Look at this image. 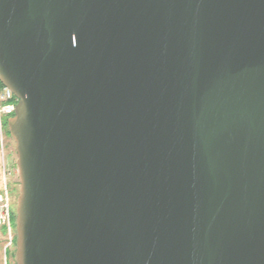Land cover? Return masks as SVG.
<instances>
[{
	"label": "water",
	"instance_id": "1",
	"mask_svg": "<svg viewBox=\"0 0 264 264\" xmlns=\"http://www.w3.org/2000/svg\"><path fill=\"white\" fill-rule=\"evenodd\" d=\"M16 264H264V0H0Z\"/></svg>",
	"mask_w": 264,
	"mask_h": 264
},
{
	"label": "built area",
	"instance_id": "2",
	"mask_svg": "<svg viewBox=\"0 0 264 264\" xmlns=\"http://www.w3.org/2000/svg\"><path fill=\"white\" fill-rule=\"evenodd\" d=\"M18 102L17 97L12 90L7 86L0 85V145H1V188H0V226L5 227L7 232L12 237L13 232V217H12V170L5 157L4 151V135L5 126L4 118L11 116L16 109Z\"/></svg>",
	"mask_w": 264,
	"mask_h": 264
},
{
	"label": "rangeland",
	"instance_id": "3",
	"mask_svg": "<svg viewBox=\"0 0 264 264\" xmlns=\"http://www.w3.org/2000/svg\"><path fill=\"white\" fill-rule=\"evenodd\" d=\"M10 116H6L4 119H8ZM5 135H4V151L5 157H11L9 160V165L12 170V211L15 212L16 219V207L18 196L20 194V177H19V169L17 166V152L15 148V140L13 139L11 134H8L7 127H5ZM1 145H0V165H1ZM0 188H1V179H0ZM13 232L12 237L10 238L9 233L7 232L5 227L0 226V264H16L15 262V251H16V228H15V220L13 222Z\"/></svg>",
	"mask_w": 264,
	"mask_h": 264
},
{
	"label": "trees",
	"instance_id": "4",
	"mask_svg": "<svg viewBox=\"0 0 264 264\" xmlns=\"http://www.w3.org/2000/svg\"><path fill=\"white\" fill-rule=\"evenodd\" d=\"M0 85H3V84L0 82ZM4 126L7 127V132H8V134H10L7 119L4 120ZM12 217H13V222H14V220H15V212L14 211H12Z\"/></svg>",
	"mask_w": 264,
	"mask_h": 264
},
{
	"label": "crops",
	"instance_id": "5",
	"mask_svg": "<svg viewBox=\"0 0 264 264\" xmlns=\"http://www.w3.org/2000/svg\"><path fill=\"white\" fill-rule=\"evenodd\" d=\"M7 160H8V163H9V160H11V157L10 156L9 157L7 156ZM0 173H1V165H0ZM0 179H1V175H0Z\"/></svg>",
	"mask_w": 264,
	"mask_h": 264
}]
</instances>
